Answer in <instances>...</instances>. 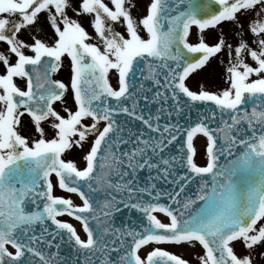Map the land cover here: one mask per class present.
<instances>
[{
    "label": "snow or ice",
    "instance_id": "obj_1",
    "mask_svg": "<svg viewBox=\"0 0 264 264\" xmlns=\"http://www.w3.org/2000/svg\"><path fill=\"white\" fill-rule=\"evenodd\" d=\"M134 7L0 0V264H69L64 245L73 264H189L159 246L143 250L197 242L200 264H256L254 251L264 249V0H149L139 19ZM48 29L51 43L38 35ZM209 29L218 30L211 43ZM65 58L70 85L53 78ZM214 60L225 64L228 86L192 90L189 78L213 70ZM121 114L140 127L119 123ZM26 116L31 138L21 131ZM200 134L204 165L195 159ZM76 149L83 167L70 158ZM122 207L141 218L118 224Z\"/></svg>",
    "mask_w": 264,
    "mask_h": 264
},
{
    "label": "rangeland",
    "instance_id": "obj_2",
    "mask_svg": "<svg viewBox=\"0 0 264 264\" xmlns=\"http://www.w3.org/2000/svg\"><path fill=\"white\" fill-rule=\"evenodd\" d=\"M133 2L136 4V7H134L132 9V14L135 18L139 19L140 17H142L145 14V9H146L147 4L149 3V0H133ZM69 14L75 17V13H73L71 11V9L69 10ZM76 18L80 19L82 24L86 27V29L93 36H95L94 30L88 25L86 17H76ZM116 28H117V30H119L121 32H125L124 27H122L120 25H116ZM227 30H228L227 27H225L226 32H227ZM239 31H241V30L238 28H235L233 32L228 33L229 42L235 43L240 38L239 36L235 35V33L239 32ZM217 34H218V30L209 29V30H206L204 35H205V38L211 43V42H214L212 37L214 35H217ZM38 35L41 39H44L48 43L52 42L53 32L51 29H48L47 32L40 31V32H38ZM141 35L146 36V33L143 31L142 28H141ZM22 38L28 40L29 42H31V39H32V37L30 35H28L26 32L23 34ZM192 40H193V42H195V40H196V29L195 28L193 29ZM91 42H95V40H93ZM0 48L6 49L7 45L0 42ZM221 58H223V57H221ZM213 64H214L213 70L209 71L208 73L198 72L189 78L188 85L192 90L198 91V90H200L201 87H203V88H205L207 90H211V91H220L223 88L228 86L227 81H226V74L224 71L225 64L218 63L216 60L213 61ZM70 76H71V69H70L69 58H65L62 68L57 73H55L53 75V78L54 79H60L64 83L69 84ZM110 79H111V82L113 83V85L115 86L116 82H117L116 74H114V73L110 74ZM66 100H67L69 106H72L74 104L73 103L74 101L72 100V97H71V93H69L66 96ZM62 107L63 106L60 105L59 103L57 104L58 110L62 111ZM45 127L47 128L48 126L45 125ZM21 131L23 134L29 136L30 138L34 137L36 135L34 132L33 126L31 124L30 118L27 116L24 118V122H23V125L21 127ZM194 146L197 149V154H196L195 159H196L198 164L202 165L206 161V157H205L206 138L203 137L202 135H198V137L195 138V140H194ZM85 147H87V145ZM82 156H83V150L76 149L74 151V153L71 154L70 158L74 159L75 162L78 164V166L83 167L85 162L83 161ZM56 194L62 195L66 198L70 197L71 199H73L75 204H77V205L80 204L79 198L76 195H74L73 193H68V192L63 191L57 187ZM157 215H158V218H160L162 220V222H168V218L166 217V215L161 214V213H158ZM60 219H63V220H66V221L73 223V225L77 228L78 232L83 236L84 232L82 229V225L79 221L75 220L72 217H68L66 215L60 217ZM157 246L162 247L168 251H171L174 254L180 255L182 258L187 259L189 261V264H200L198 257H199V255L203 254L202 248L200 247L198 242L194 246L190 245L188 243H183L180 245H175V244L155 245V244H153V245L147 246V248H145L143 251L150 250L152 247H157ZM236 250L239 254H244L247 251L246 249H244L242 247H237ZM261 252H264V249L257 248L253 253L256 264H264V256H261Z\"/></svg>",
    "mask_w": 264,
    "mask_h": 264
},
{
    "label": "water",
    "instance_id": "obj_3",
    "mask_svg": "<svg viewBox=\"0 0 264 264\" xmlns=\"http://www.w3.org/2000/svg\"><path fill=\"white\" fill-rule=\"evenodd\" d=\"M141 105H144L145 102L143 100L140 101ZM148 107L151 108V110L154 112L155 109L158 107V105L152 104L149 105ZM147 110V109H145ZM188 116V112L187 110H185V113L181 115L180 117V122L183 124L185 122L186 117ZM197 117V108H193L191 110V119L195 120ZM173 119H176V117L174 116ZM118 122L119 123H123L126 127L128 128H132L133 130H137L140 127V122L139 121H133L131 117H126L124 115H120L118 117ZM164 122V119L162 118L161 123ZM141 180H143V178L147 175V170H143L139 173ZM158 187L162 188V189H166V190H170L171 185L165 183L163 180L158 182ZM193 187H195V185H193ZM162 203H170V201L167 200V197H161V201ZM141 218V214L135 210H129L127 208H121V211L119 213L116 214V222L119 224L121 222H126L129 219L132 220H137ZM61 255L62 256H67L69 257V264H73V260H72V256L73 253L70 249V247L68 245H64L61 249Z\"/></svg>",
    "mask_w": 264,
    "mask_h": 264
},
{
    "label": "flooded vegetation",
    "instance_id": "obj_4",
    "mask_svg": "<svg viewBox=\"0 0 264 264\" xmlns=\"http://www.w3.org/2000/svg\"><path fill=\"white\" fill-rule=\"evenodd\" d=\"M0 50H4L3 48H0ZM3 71V68L2 67H0V72H2ZM17 83L21 86V87H23L24 86V82L23 81H21V80H17Z\"/></svg>",
    "mask_w": 264,
    "mask_h": 264
}]
</instances>
